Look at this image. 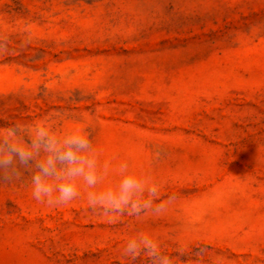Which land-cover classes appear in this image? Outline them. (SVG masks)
Segmentation results:
<instances>
[{"label": "rangeland", "instance_id": "rangeland-1", "mask_svg": "<svg viewBox=\"0 0 264 264\" xmlns=\"http://www.w3.org/2000/svg\"><path fill=\"white\" fill-rule=\"evenodd\" d=\"M0 44V126H86L102 187L127 162L167 205L112 216L0 180V264H151L123 255L141 233L174 264H264V0H0Z\"/></svg>", "mask_w": 264, "mask_h": 264}, {"label": "clouds", "instance_id": "clouds-1", "mask_svg": "<svg viewBox=\"0 0 264 264\" xmlns=\"http://www.w3.org/2000/svg\"><path fill=\"white\" fill-rule=\"evenodd\" d=\"M5 46L0 44V49ZM96 148L88 127L60 132L48 121L0 126V180L15 182L27 177L32 197L49 206L66 205L86 189L87 202L94 211L108 215H159L167 205L160 199L158 184H147L129 171L127 162L119 166L118 181L104 185ZM173 198H169V203ZM205 249H194L192 264H201ZM125 258L135 262L146 255L151 264H174L175 257L160 251L151 235L141 233L127 241ZM183 256V251L180 252Z\"/></svg>", "mask_w": 264, "mask_h": 264}]
</instances>
